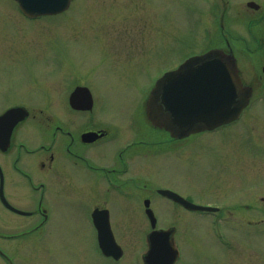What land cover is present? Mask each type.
Instances as JSON below:
<instances>
[{"label":"rangeland","instance_id":"374dc122","mask_svg":"<svg viewBox=\"0 0 264 264\" xmlns=\"http://www.w3.org/2000/svg\"><path fill=\"white\" fill-rule=\"evenodd\" d=\"M249 1L259 4V9L248 7ZM263 14L264 0H74L65 13L28 19L13 1L0 0V113L16 103L65 107L63 85L74 79L88 83L100 110L141 111L149 89L164 73L222 45L220 25L224 19L226 34L238 44L235 49L242 78L253 88L251 103L241 120L222 133L224 159L215 153H221L220 137L210 140L213 151L200 147L196 152L190 142H184L178 151L152 159L149 178L201 206L220 205L223 196L218 195L223 193L232 192L227 196L232 202L240 194L237 188L250 196L260 193L264 205V20L260 24L262 41L253 39L257 21H252L250 29L246 24ZM105 31L118 34V46L103 45L102 39H109L104 38ZM106 43L112 44V40ZM244 45L258 50L248 55L252 51L244 50ZM259 75L262 77L256 82ZM239 133H243L240 144ZM153 206L160 225L168 224L171 203L156 201ZM1 215L7 220L14 218L0 205V219ZM184 215L178 224L179 240L186 233L193 246L210 236L209 214ZM186 219L190 222L185 223ZM74 220L34 232L22 228L17 233V248L10 246L15 242L9 239L0 242L15 264H83L93 230L78 218ZM145 230L143 226L113 228L132 257L146 251ZM230 236L241 248L245 246V254L232 263L230 254L215 244L213 257L204 259V264H264V222L258 227L247 225L245 242L236 231ZM189 253L203 258L194 248Z\"/></svg>","mask_w":264,"mask_h":264},{"label":"flooded vegetation","instance_id":"af4514ba","mask_svg":"<svg viewBox=\"0 0 264 264\" xmlns=\"http://www.w3.org/2000/svg\"><path fill=\"white\" fill-rule=\"evenodd\" d=\"M263 20L264 14L256 18L255 25L258 27L253 39L257 37L262 41L260 24ZM104 38L112 40V44H108L109 39L101 38L105 41L104 46H118L117 33L106 32ZM244 50L252 51L248 55H253L258 49L244 45ZM263 60L258 58L260 62ZM261 77H255L256 82ZM122 78L127 79V76ZM87 84L81 79L65 83L63 89L67 94V106L62 108L29 107L16 103L2 111L16 106L27 109V116L14 126L7 148H0V187L3 195L0 205L6 214L14 216L12 220H7L1 215L0 241L9 239L15 242L10 246L17 248V233L22 228L29 227L34 232L54 223L71 222L78 218L93 230V241L83 254V264H154L147 262L146 253L132 257V254L125 252L113 232V228L117 227L143 226L147 229L144 242L148 248L153 220L155 229L170 231L165 238L177 248L172 264H204V259L213 257L215 244L230 254L232 263L236 262L243 252L245 254L246 248L244 245L242 248L238 246L230 234L238 232L242 242H245L247 225L258 227L264 222L263 197L260 193L254 192L250 196L245 189L237 188L240 194L232 202L227 199L232 192L223 193L218 195L223 196L220 205L210 204L208 206L212 210L196 211L162 195V189L179 193L152 182L149 176L152 159L159 158L167 151H178L184 142H190L196 152L200 147L213 151L214 144L212 146L210 140L220 137L218 147L221 153H215L217 158L224 159L222 133L240 121L244 111L227 124L174 138L165 128L154 124L144 107L141 111H109L104 107L100 110ZM75 92L77 94L72 101L71 95ZM149 92L150 89L147 95ZM157 113L153 120L162 124L170 115L168 111ZM170 119L172 117L167 120ZM239 134L238 138L243 133ZM242 142L239 138V144ZM156 201L171 203L166 225H160L161 219L153 206ZM191 212L209 214L207 223L211 229L208 238L201 239L200 243L195 241L193 246L186 233L181 240L178 239V224L185 218L184 214ZM189 222L185 220V223ZM96 224L107 225L111 229L115 242L122 249L121 254L104 253ZM232 224L234 226L230 227ZM2 228L11 230L3 231ZM1 242L0 259L3 264H15L11 253ZM106 248L112 249L110 245ZM193 248L203 256L202 259L189 253ZM161 256L168 258L169 254L164 252Z\"/></svg>","mask_w":264,"mask_h":264},{"label":"water","instance_id":"95a60500","mask_svg":"<svg viewBox=\"0 0 264 264\" xmlns=\"http://www.w3.org/2000/svg\"><path fill=\"white\" fill-rule=\"evenodd\" d=\"M22 13L33 18L63 12L71 0H15ZM247 6L257 10L259 5L248 2ZM76 93L71 96L73 101ZM252 89L243 85L236 60L229 50L211 49L204 54L185 60L176 69L164 73L153 86L145 104L146 111L155 125L165 128L174 138H181L192 132L210 130L235 120L248 105ZM157 111H168L164 123L153 120ZM26 110L12 108L0 115V147L7 146L14 125L26 117ZM167 120L168 118H171ZM162 194L195 210H211L194 205L169 190ZM99 241L102 246L110 245V252L121 249L114 243L107 225H98ZM169 232L153 231L149 236L147 262L172 264L176 249L167 240ZM162 238V239H161ZM167 252L168 258L161 253Z\"/></svg>","mask_w":264,"mask_h":264}]
</instances>
